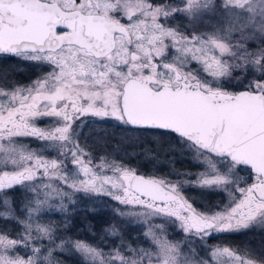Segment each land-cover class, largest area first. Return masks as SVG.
<instances>
[{"label": "snow or ice", "instance_id": "snow-or-ice-1", "mask_svg": "<svg viewBox=\"0 0 264 264\" xmlns=\"http://www.w3.org/2000/svg\"><path fill=\"white\" fill-rule=\"evenodd\" d=\"M207 14L217 15L214 30L192 29ZM177 16L191 30L169 23ZM0 55L50 68L28 85L0 88V219L21 228L0 231V264H61L52 253L67 243L85 264H264V255L208 243L264 226V0H0ZM45 119L51 125L38 127ZM108 120L176 135L206 167L195 184L223 189L229 204L201 212L182 195L184 181L137 174L105 158L94 163L79 136L89 122ZM240 166L254 172L250 185L240 187ZM21 189L31 195L23 219L5 195ZM77 193L127 206L120 215L147 226L143 236L154 250L56 244L55 226L37 218L66 211L64 201L75 203ZM154 218L178 225L183 242L169 241Z\"/></svg>", "mask_w": 264, "mask_h": 264}, {"label": "rangeland", "instance_id": "rangeland-1", "mask_svg": "<svg viewBox=\"0 0 264 264\" xmlns=\"http://www.w3.org/2000/svg\"><path fill=\"white\" fill-rule=\"evenodd\" d=\"M169 2V1H168ZM178 0H174L173 2H169V3H177ZM221 3V0H217V4L219 5ZM215 16L217 21V15L216 14H207L205 15L202 20L200 22H208V20H212L211 16ZM222 15V14H220ZM196 23L194 25H192V29L197 30V31H202V32H212L213 29V25H218V22L214 21V23H212V25L210 22L208 23V26L205 28H201L199 27V23ZM170 24L175 25V24H179L181 27V30L184 31H188L191 30L190 28H186L185 26H189L191 25V21L185 17H181V16H177L175 18V20H170L169 21ZM208 28H212V30L208 29ZM250 46V44L248 43V47ZM256 48H251L249 50H255ZM11 63L10 66L14 67V71H12L9 74H3L0 75V88H5L7 89L10 85L12 84H16V85H28L30 84L32 81L36 80L37 78L41 77L42 75L46 74L47 72L50 71V68L46 65V64H42V63H38V62H28L23 60L22 58H14L13 60H10ZM52 123V121L45 119L42 122H40L37 126L40 128H46L48 126H50ZM99 122H91V124H96L94 127L95 129L93 130V134H94V138L101 140L99 137H103L102 134H96V132L98 131L99 126L101 127L103 125V123H105V125L107 123H110L112 126H119L120 124L115 121V120H108L106 122H101L100 124H98ZM90 124V126H91ZM104 125V126H105ZM114 128V127H112ZM119 128V127H118ZM120 132L123 131L122 130H118ZM125 133H129V134H133V137L131 140H127L128 142H130L131 144L134 145L133 148L131 149H141V147H143L144 149L150 148L151 147V143L153 139H155V135H150L149 138L146 140H142L144 139L142 136L146 135L143 132L137 131V132H132L130 130L125 131ZM99 136V137H98ZM137 136V137H135ZM165 137H167V141L169 143V149L171 151V157L175 159V154L177 156L178 159H180L181 161L184 162H188L190 165L189 169H185L183 171V173L177 172V174H179V176H176V173L173 172H167L164 174H160V173H147L144 171H141L137 165H131L129 163L123 162V164L126 167L132 168L134 170H136L137 174H145L148 176H156V177H164L167 179L172 180L173 182H179V181H184L185 183L182 186V195L188 199V201L192 204L193 208H195L198 211L201 212H216V211H220L223 208H213L210 205L204 204L207 202V200H205L202 196L203 195H207L208 197H213L214 192H222L223 189H205V188H200L195 184V180L197 178V175L201 172H205L206 171V167L205 165L196 158V154L193 150L189 149L188 146L186 144H184L181 140L177 141V139L174 140V138H172L171 135L169 134H165ZM128 142H125V144H127ZM21 144H26L29 146V148L31 149H37L40 147H43V145L36 143L33 140L30 139H23L20 141ZM79 144L81 147L85 148L86 152L91 153V157L94 161V163L99 164L101 163V159L100 158H105L106 160L109 161H116V162H122L119 159L113 157L110 154H107L106 152H97L95 150V148H93V145H86L85 142H82L79 139ZM97 145V144H96ZM136 146V147H135ZM99 150V149H98ZM140 151V150H139ZM134 152V151H133ZM132 152V153H133ZM136 152H138V150H136ZM164 153V152H162ZM45 155L49 156V158H52L55 156V153H46ZM174 159L172 161H174ZM176 160V159H175ZM172 164H174V162H172ZM107 175H112L111 172H107ZM175 176H172V175ZM245 173H243V171L241 170V168H238V175L239 177H241V175H244ZM67 190V189H66ZM196 192H203L200 196H196L195 193ZM225 192V191H223ZM194 193V194H193ZM226 194H228V192H225ZM192 194V195H191ZM9 199L12 200V206L13 208L16 210V215L19 216L21 219L24 218V213L21 211V209L23 208V205L26 201V199H31V195L26 193L25 191H23L22 189L19 191H10L8 193L5 194ZM229 195V194H228ZM215 198L211 199L212 201ZM73 200L75 201V203H69L67 200L64 201V203L67 206V210L66 211H59L56 209H50V210H46L45 212H43L37 219L39 220L40 223H50L49 221H46L45 219V215H49V214H57L60 216H64L66 214H70L73 213L74 211H83V210H88L91 214L96 215L98 213H107L108 209L113 210L114 212V216L119 219V221L123 222L125 221V223H127L126 225V231H127V235L126 238L125 237H121V234H119V225L118 226H112L111 228H108L107 225H105V227H103L104 230V236L102 237V241L100 243H96V242H91V241H87L85 239L76 237V235H74L73 233H66L64 232L63 229L58 228L57 225L55 228L57 229L56 231V235L58 237V239L56 240V244H60L61 240H65V241H84L87 242L88 244L92 245L93 247L99 248L101 249L103 252H110L112 249L114 248H118L121 246V244H131L133 247L136 246H140L146 249H152L153 245L151 244L150 240H147L144 238L143 233L145 231H147V226L142 223L139 222L137 220H135L132 217L129 216H122L120 215L121 212H127L129 211V208L127 206H124L122 204H120L118 201H115L114 199H112L111 197H106V196H88L86 194L83 193H77L75 194V196L73 197ZM229 198L227 199V202L229 203ZM203 202V203H201ZM209 207V208H205ZM226 206V205H225ZM4 206L2 201H0V211H4ZM0 220H4V219H0ZM12 221V220H11ZM152 224L154 225H161L163 224L166 228V232L164 233V235L167 237V239L173 243L176 242H183L184 240V233L179 229L178 225L176 224H170V223H166L165 220L163 219H159V218H154L151 221ZM16 228H14L13 230L11 229H7L9 228V226L7 228H4L2 225V222L0 223V231H8L11 233H15V232H19L21 231L20 225L15 223ZM110 229V230H109ZM115 229L117 234L113 235L111 234V230ZM157 234L159 235L160 233L157 232ZM99 242V241H98ZM211 245H216V244H212L210 241L208 242ZM44 244L45 246H48V241L47 239L44 240ZM192 247L196 248L197 252L200 254V256L204 257L205 259H207V255L204 251H202L199 247H197L196 244L191 245ZM182 251H187V245L183 246ZM121 251H123V249L121 248ZM30 254V253H29ZM20 255L23 256L25 255V253L23 251L20 252ZM70 255H74V256H78L80 258H82V260L85 262L84 257L78 253L72 246L70 243L65 244V247L63 250L57 248L55 249V251H53L52 253V258L55 261L61 262V264H68L66 260H64L65 256H70Z\"/></svg>", "mask_w": 264, "mask_h": 264}, {"label": "trees", "instance_id": "trees-1", "mask_svg": "<svg viewBox=\"0 0 264 264\" xmlns=\"http://www.w3.org/2000/svg\"><path fill=\"white\" fill-rule=\"evenodd\" d=\"M173 2L174 0H167V2ZM212 20H208L212 25L214 21L218 22L215 16H211ZM208 26V23L206 22H200L199 27L205 28ZM212 30V28H208ZM250 44L249 49L251 48H257V43L254 41L248 42ZM14 56H4L0 55V75L9 74L12 71H14V67H11L9 63H11V59L13 60ZM234 75H240L239 72L234 73ZM259 74H257L256 78H258ZM252 78V77H250ZM233 84L236 82L233 81ZM230 90H240V87L231 88ZM100 124V123H98ZM96 125V124H95ZM94 124H89L88 127H86L83 130V135L81 136V141L85 142L86 145H93L92 147L95 148L97 152H106L107 154L112 155L113 157L119 159L122 162L129 163L131 165H137L138 168L141 171L147 172V173H160L164 174L167 172H173L176 173V176H179L177 172L183 173L185 169H189L190 165L188 162L181 161L177 158L175 154L172 158L170 155L171 151H168L169 143L167 141V137H165L166 133L164 130L159 129H138L134 127L129 126H122L119 125L117 127L112 126L110 123H103V125L98 128V131L96 134H102L103 137H99L101 140L95 139L93 130L95 129ZM105 125V126H104ZM114 127V128H112ZM119 127V128H118ZM122 132L118 130H122ZM130 130L133 133L140 131L143 132L144 136H142L144 139L147 140L150 135H155V139L152 140L151 147L144 149L141 147V149H131L134 147L133 144L128 142L132 139L133 134L125 133V131ZM171 135V134H169ZM172 138L178 139L176 135H171ZM137 137V136H135ZM128 140V141H127ZM125 142H128L125 144ZM97 144V145H96ZM136 147V146H135ZM99 149V150H98ZM138 150V152H136ZM140 150V151H139ZM134 151V152H133ZM133 152V153H132ZM164 152V153H162ZM174 159V161H172ZM174 162V164H172ZM172 176H175L174 174ZM203 192H196V196H202ZM194 194V193H193ZM192 195V194H191ZM207 201H212L211 197H208L207 195L202 196ZM46 221H49L50 223L57 225L58 228H61L66 233H73L76 235V237L85 239L87 241L100 243L102 240V237L104 236V230L103 227L107 225L108 228H111L112 226H118L119 225V234H121V237H125L127 235L126 231V224L125 221L121 222L119 219H117L114 216L113 210L108 209L107 213H98L96 215L91 214L88 210L83 211H74L73 213L66 214L64 216H60L57 214H49L45 215ZM2 222V225L4 228H9L13 230L16 228L15 222L11 220H0V223ZM56 227V226H55ZM110 230V229H109ZM127 239V238H126ZM99 241V242H98ZM64 260L67 261L68 264H85V262L82 260V258L74 255L65 256Z\"/></svg>", "mask_w": 264, "mask_h": 264}, {"label": "flooded vegetation", "instance_id": "flooded-vegetation-1", "mask_svg": "<svg viewBox=\"0 0 264 264\" xmlns=\"http://www.w3.org/2000/svg\"><path fill=\"white\" fill-rule=\"evenodd\" d=\"M101 123V122H99ZM103 123V122H102ZM91 122H89L83 130L89 126ZM82 134L79 136L81 139ZM244 175H241L240 187H244L246 184H251L254 182L255 174L252 170L246 166H240ZM215 198L213 201H207L204 204L210 205L213 208H224L225 205H228L227 199L229 197L225 192H214L213 197ZM239 198V197H237ZM203 203V202H201ZM205 208H209L204 206ZM212 244L226 246L233 249L248 250L250 255L254 258H260L264 255V226L253 225L246 230H242L240 232L229 233V234H219L217 238L209 240Z\"/></svg>", "mask_w": 264, "mask_h": 264}, {"label": "water", "instance_id": "water-1", "mask_svg": "<svg viewBox=\"0 0 264 264\" xmlns=\"http://www.w3.org/2000/svg\"><path fill=\"white\" fill-rule=\"evenodd\" d=\"M135 128V127H134ZM248 168H250V166H246ZM251 169V168H250ZM253 172V171H252ZM141 175H145V174H141ZM145 176H148V175H145ZM148 177H151V176H148Z\"/></svg>", "mask_w": 264, "mask_h": 264}]
</instances>
